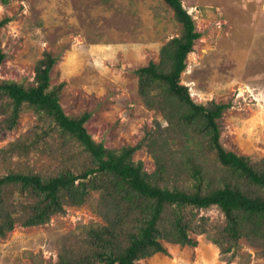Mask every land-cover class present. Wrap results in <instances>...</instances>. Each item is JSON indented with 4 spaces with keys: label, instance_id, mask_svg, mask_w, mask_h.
Listing matches in <instances>:
<instances>
[{
    "label": "trees",
    "instance_id": "trees-1",
    "mask_svg": "<svg viewBox=\"0 0 264 264\" xmlns=\"http://www.w3.org/2000/svg\"><path fill=\"white\" fill-rule=\"evenodd\" d=\"M164 1L182 30L162 47L158 64L135 72L139 94L148 109L157 111V123L134 147L107 148L87 132L90 114H64L61 86L50 88L57 61L50 54L36 66L33 81L0 80V139L24 111H34L48 124L0 150V162L28 158L37 150L55 162L50 172L8 169L0 174V239L15 224H45L64 206H81L89 193L99 191L105 224L61 239L55 264H136L166 254L165 243L196 247L194 236L203 235L227 262L243 258V242L264 259V158L225 150L218 120L230 104L196 103L181 85L187 57L202 34L181 0ZM9 22L0 21V29ZM5 58L0 41V67ZM144 147L156 162L153 173L133 158ZM212 209L221 220L206 215ZM250 260L247 255L243 263Z\"/></svg>",
    "mask_w": 264,
    "mask_h": 264
},
{
    "label": "rangeland",
    "instance_id": "rangeland-1",
    "mask_svg": "<svg viewBox=\"0 0 264 264\" xmlns=\"http://www.w3.org/2000/svg\"><path fill=\"white\" fill-rule=\"evenodd\" d=\"M202 34L187 57L181 85L200 104H230L218 120L225 150L252 160L264 158V28L258 22L264 0H181ZM246 9L248 11H246ZM244 10L247 12H244ZM164 0H0V29L6 58L1 81L35 78L46 54L57 59L50 88L60 87L59 104L65 115L90 114L87 132L105 147H134L152 131L157 111L142 100L135 73L160 62L161 49L181 34L182 25ZM264 17V15H263ZM3 117L0 116V121ZM46 119L24 111L17 126L0 139L8 148L28 132L41 133ZM58 153V146L53 145ZM148 173L156 162L147 148L134 153ZM55 162L38 150L28 158L0 162V174L34 169L50 172ZM100 192L92 191L81 206H64L49 222L32 227L15 224L0 239V264H55L61 239L84 227L104 225L99 214ZM203 213V212H202ZM206 215L222 219L215 209ZM196 247L164 244L157 254L136 264H264L255 250L242 243V259L227 262L206 237L194 236Z\"/></svg>",
    "mask_w": 264,
    "mask_h": 264
},
{
    "label": "crops",
    "instance_id": "crops-1",
    "mask_svg": "<svg viewBox=\"0 0 264 264\" xmlns=\"http://www.w3.org/2000/svg\"><path fill=\"white\" fill-rule=\"evenodd\" d=\"M246 11H248V10L246 9ZM246 11L244 10V12H246ZM260 13H261V16L258 18V22L261 24V27L264 28V17H263L264 13L262 10L260 11Z\"/></svg>",
    "mask_w": 264,
    "mask_h": 264
}]
</instances>
